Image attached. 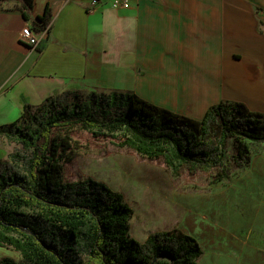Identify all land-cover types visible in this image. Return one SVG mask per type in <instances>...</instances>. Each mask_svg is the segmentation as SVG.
<instances>
[{
    "label": "trees",
    "instance_id": "1",
    "mask_svg": "<svg viewBox=\"0 0 264 264\" xmlns=\"http://www.w3.org/2000/svg\"><path fill=\"white\" fill-rule=\"evenodd\" d=\"M17 1L28 20L34 1ZM49 22L47 5L32 27ZM75 131L159 159L175 176L203 171L220 182L248 167L252 148L264 143V112L221 101L193 119L111 89L67 90L25 105L0 126L11 145L0 159V247L19 254L0 264H197L201 257L197 239L179 229L133 238L132 209L106 184L63 182V163L80 148Z\"/></svg>",
    "mask_w": 264,
    "mask_h": 264
},
{
    "label": "crops",
    "instance_id": "2",
    "mask_svg": "<svg viewBox=\"0 0 264 264\" xmlns=\"http://www.w3.org/2000/svg\"><path fill=\"white\" fill-rule=\"evenodd\" d=\"M33 1L28 20L0 1V126L67 90L131 91L193 119L221 101L264 112V0ZM47 5L43 48L19 43Z\"/></svg>",
    "mask_w": 264,
    "mask_h": 264
},
{
    "label": "rangeland",
    "instance_id": "3",
    "mask_svg": "<svg viewBox=\"0 0 264 264\" xmlns=\"http://www.w3.org/2000/svg\"><path fill=\"white\" fill-rule=\"evenodd\" d=\"M72 138L80 148L63 163V182L90 178L119 192L132 209L130 232L137 241L179 229L199 242L197 264H264V143L252 148L248 167L214 182L203 171L183 170L175 176L159 159L83 131H75ZM0 141L9 154L11 145L4 137ZM2 257L18 259L19 254L0 247Z\"/></svg>",
    "mask_w": 264,
    "mask_h": 264
},
{
    "label": "built area",
    "instance_id": "4",
    "mask_svg": "<svg viewBox=\"0 0 264 264\" xmlns=\"http://www.w3.org/2000/svg\"><path fill=\"white\" fill-rule=\"evenodd\" d=\"M97 4L96 0H93L92 6ZM112 5L114 7L122 8V9H129L130 2L129 0H114ZM262 17L264 18V13H261ZM51 28V22H49L42 30L36 31L32 26L27 25L22 28L19 34V43L25 44L29 47L36 48L39 44L47 38L48 32Z\"/></svg>",
    "mask_w": 264,
    "mask_h": 264
}]
</instances>
